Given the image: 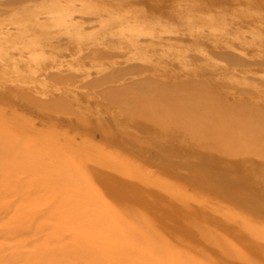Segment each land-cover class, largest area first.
<instances>
[{
  "label": "rangeland",
  "instance_id": "374dc122",
  "mask_svg": "<svg viewBox=\"0 0 264 264\" xmlns=\"http://www.w3.org/2000/svg\"><path fill=\"white\" fill-rule=\"evenodd\" d=\"M122 1L1 3L0 263L264 264V0Z\"/></svg>",
  "mask_w": 264,
  "mask_h": 264
},
{
  "label": "bare ground",
  "instance_id": "6f19581e",
  "mask_svg": "<svg viewBox=\"0 0 264 264\" xmlns=\"http://www.w3.org/2000/svg\"><path fill=\"white\" fill-rule=\"evenodd\" d=\"M2 1H5V0H0V12H1ZM8 1L13 2L15 7H18L20 10L22 7H26V6L48 4L47 3L48 0H8ZM106 1L110 2V0H106ZM116 1H119V2H117L118 4L124 3L122 0H116ZM50 2H52V1H50ZM259 5H262V4L260 3ZM247 26L249 27V31L251 34H255L256 36H258L259 38H261L264 41V30L261 27L259 28V27H252L249 25H247ZM58 42H60V41H58ZM224 56L226 58H228L230 61H241L243 59V58L239 59L240 57L238 58L239 54L237 56V54L231 53V52L227 53ZM117 73H119V71H117ZM143 91H145V90H143ZM261 101H262V103H264V95L261 96ZM253 105H255V104H253ZM251 107H255V106H251ZM250 112L253 113L252 111H250ZM216 123L219 124V122H216ZM236 126H237V128L242 129L244 132H248L249 134H254V135H251L254 138H251L250 140H246L244 143L238 144V146H237V144H235L234 147L238 148V149H242V148H249L252 150L258 149V146L253 144L252 141L255 142V140H256V142H257L258 140L259 141L264 140V137H263L264 136V121H261V122H259V124L252 125V126H249V125L243 126V124H241V123H237ZM260 128L262 129V132H257V131H259L257 129H260ZM255 132H257V134H255ZM11 202H13V201H11ZM44 209H46V207H44ZM30 211H32V210H30ZM9 214H10V212H9ZM8 217H10V215ZM46 226L48 228L45 229ZM72 226H74V225H72ZM45 227L43 225H40L36 228L37 234H42L45 231L44 235H47V238L43 239L44 243L43 242H37V246H35V248H34L35 250L41 248L42 247L41 243H42L43 247H45V249H46L45 253L41 256V258L39 260V262H42L41 264H122V263L117 261L118 256H116V255H110V254L101 255L100 252H96L97 250L93 249L92 245L90 246V244L92 243L91 240H89V241L85 240V242H83L82 240H80L82 238H78V239L76 238L75 241L63 242V238L65 237L64 235L62 237L63 232H61L59 234L57 231H55L53 229V226H51L50 224L45 225ZM69 229L72 230L73 228L69 227ZM69 229H67V230H69ZM153 235H156V231ZM39 239L40 238H38L37 240H39ZM47 239H48V242L53 241L55 239L59 244L53 245V246L45 244L46 243L45 240H47ZM73 245H76V246L78 245L80 248H82V251H84V249H85L86 253L79 255V256H74L72 253L73 249H71ZM181 247H182V249L185 250L187 255L191 254L190 252H192V248L190 247V245H187L184 243V244H182ZM95 253H97V254H95ZM60 255H62L63 257H60ZM71 255H73L74 257H72ZM2 258L4 259V261L7 260V258H4V257H2ZM9 258L11 259V257H8V259ZM0 261H1V259H0ZM7 261H11V260H7Z\"/></svg>",
  "mask_w": 264,
  "mask_h": 264
}]
</instances>
